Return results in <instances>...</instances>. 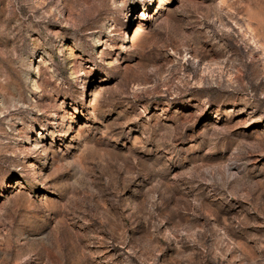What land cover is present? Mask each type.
<instances>
[{
  "label": "rangeland",
  "instance_id": "1",
  "mask_svg": "<svg viewBox=\"0 0 264 264\" xmlns=\"http://www.w3.org/2000/svg\"><path fill=\"white\" fill-rule=\"evenodd\" d=\"M0 264H264V0H0Z\"/></svg>",
  "mask_w": 264,
  "mask_h": 264
}]
</instances>
